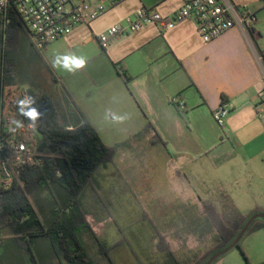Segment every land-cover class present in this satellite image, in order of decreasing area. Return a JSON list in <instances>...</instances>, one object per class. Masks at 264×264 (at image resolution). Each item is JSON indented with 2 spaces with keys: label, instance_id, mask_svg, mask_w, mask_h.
<instances>
[{
  "label": "crops",
  "instance_id": "1",
  "mask_svg": "<svg viewBox=\"0 0 264 264\" xmlns=\"http://www.w3.org/2000/svg\"><path fill=\"white\" fill-rule=\"evenodd\" d=\"M169 1L157 0L152 6ZM231 1L246 5L251 0ZM176 10L166 8L163 14L169 18ZM96 38L85 40L97 50L87 67L74 74L59 70L54 81L59 89L57 109L63 112L69 129L73 122L68 102L75 116L84 117L107 147L122 145L115 162L98 170L93 185L85 189L83 208L85 198L90 204L98 198L107 211L118 198L128 195L141 210L136 225L142 222L152 232L146 244L152 249L151 259L165 254L157 250L159 231L175 251L177 247L189 251L198 247L200 253L192 260L181 261L177 256L181 264H192L210 239L202 202L227 197L239 208L254 190L264 193V101L257 90L258 82L264 80V38L256 28L254 32L235 28L204 44L190 21L164 32L155 24L144 26L136 33L112 38L106 50ZM63 40L68 39L56 43ZM20 50V55L34 51L29 42ZM122 71L130 78L129 83L121 76ZM178 97L186 103L187 113L173 104ZM222 103L229 106L230 113L220 127L213 113ZM108 109L128 113L130 119L112 123L106 119ZM149 126L153 130H147ZM155 135L165 145L154 143ZM148 175L154 182L162 181L164 187L153 182L145 185L143 179ZM141 193L150 211L139 203ZM169 206H180L184 218L166 220ZM98 222L104 227L105 220ZM123 229L125 234L119 230L114 243L102 242L113 246L126 239L127 245L112 253L113 260L116 264H139L131 250L135 234L128 235L136 231L135 225ZM262 232L244 240L245 256L246 242ZM97 251L101 258L99 246ZM25 255L26 264H70L59 259L53 243L44 238L36 239L30 254ZM246 263L250 264L248 259Z\"/></svg>",
  "mask_w": 264,
  "mask_h": 264
},
{
  "label": "trees",
  "instance_id": "2",
  "mask_svg": "<svg viewBox=\"0 0 264 264\" xmlns=\"http://www.w3.org/2000/svg\"><path fill=\"white\" fill-rule=\"evenodd\" d=\"M25 42L28 40L20 19L10 15L9 23L5 24L0 13V98L12 111L17 109L18 103L9 106L10 101L22 88L16 81V59ZM120 74L129 83L130 78L126 72ZM29 93L36 98L35 106L43 113L35 139L31 141L42 163L21 170L11 189L0 188V258L5 257L4 253L11 241L22 256V253L30 254L36 239L44 238L53 243L59 259L68 260L70 264H97L87 253L80 238V232L87 230L97 242L100 255L105 257L108 264H115L112 253L127 245L126 239L113 246L102 242L90 226L81 197L85 189L93 185L97 171L115 162L122 145L107 147L83 116L82 119L75 116L76 112L68 102L73 122V128L69 129L63 123L51 96L37 94L32 90ZM147 130H153V127L149 126ZM154 143L165 145L158 135H155ZM44 187L51 191L55 201L49 221L42 218L31 199L32 195ZM56 192L60 196L58 199ZM202 212L208 221V244L215 243L192 264H218L235 250H240L247 261L242 244L249 236L264 231V208H256L245 216L229 198L223 197L217 202H202ZM157 233V250L165 253L173 264H181L167 238L159 231ZM134 255L137 256L135 252ZM5 259L10 260V257ZM137 261L144 264L139 259ZM21 264H26V258H23Z\"/></svg>",
  "mask_w": 264,
  "mask_h": 264
},
{
  "label": "built area",
  "instance_id": "3",
  "mask_svg": "<svg viewBox=\"0 0 264 264\" xmlns=\"http://www.w3.org/2000/svg\"><path fill=\"white\" fill-rule=\"evenodd\" d=\"M124 0H0V13L5 24L10 15L20 19L24 33L32 49L42 53L50 45L69 36L79 27H90L93 22L113 10ZM182 8L169 18L158 13L141 11L134 18L128 19L124 25L114 27L107 34L97 37L101 47L106 50L112 38L140 31L147 24H155L161 32L173 29L177 24L190 21L196 26L204 44H210L235 28L254 32L257 25L256 14L247 5H237L231 0H182ZM261 101H264V80L257 84ZM12 98L9 106L30 96L29 90L20 88ZM173 104L181 113H187L186 103L175 98ZM230 113L227 104L213 113V119L220 127ZM14 119L23 122V127L10 131L15 127ZM37 127L33 129L29 122L19 114L18 107L9 110L0 98V188L9 190L24 168L39 166L38 158L31 143L35 139Z\"/></svg>",
  "mask_w": 264,
  "mask_h": 264
},
{
  "label": "rangeland",
  "instance_id": "4",
  "mask_svg": "<svg viewBox=\"0 0 264 264\" xmlns=\"http://www.w3.org/2000/svg\"><path fill=\"white\" fill-rule=\"evenodd\" d=\"M154 2L157 3V0L123 1V3L118 5L116 8L93 22L90 26L91 30L88 27L77 29L66 37L68 39L66 42L63 40L60 43L50 45L42 53L36 52V54L33 52H25L21 55L18 54L16 59L17 66L15 70L16 81L18 82V85L28 90H32L37 94L45 93L46 95L51 96L58 108L59 104L57 103L55 97L59 89L55 86L54 80H56L55 77L58 75L57 73L59 69H53L51 67L52 59L58 54L65 53H75L77 55H83L87 59L95 58L97 56V50H95V47L93 45H88L85 43V40L88 37L91 36L94 38L105 35L112 28L124 25L128 19L134 18L143 10H147L151 14L156 12L161 17L166 18V16L163 14V10H166L167 8L169 11L176 9V11H178L180 7L183 6L182 0H170L168 3H164L163 5L158 7L152 6V3ZM240 5H245V3H242ZM246 5H248L251 11L256 14V31H260L262 37L264 38V0H251ZM150 25L153 24H148L146 26ZM61 112L59 111V114L63 123L65 124L66 121L64 119L63 112ZM143 181L145 185H148L149 182H153L160 187H164L162 181L156 180V182H154L155 180H152L150 175L144 178ZM223 184L226 185V182H224ZM162 190L163 188L161 189V191ZM258 191L259 190H254L252 195H250L247 200H242L240 202L241 204L239 205V208L237 207V209L243 215H248L256 208H264V193H260ZM142 194L143 193H141L142 199L139 198V203L147 207V205L144 203L147 201V199L144 198ZM52 197L53 194L47 187H44L31 197L35 208L41 213L42 218L47 221L52 218L51 210L54 208ZM56 197L57 199L60 198L57 192ZM83 203L84 208L86 209L85 211L88 214L90 226L101 241L114 243L119 237V230L122 235H124L125 232L123 227H126L128 224H134L136 231L133 232V230H131V232H128L129 236H131V233H134L136 238L134 239V244H132L133 246L131 247L132 253L134 254L135 252V254L137 255H134V258H138L139 261L144 264H146V262L149 260H152L153 264H173L166 254H158L155 258L151 259L152 249L146 244L148 243V238L151 236L152 232L149 228L143 226L144 224L142 222L136 225L137 221L142 217V215H140L141 210L136 208L134 200H132L128 195H122L121 198H118L116 202H113V206L111 208L109 207L107 211H105V209L103 208V202L98 198L96 203L94 204H90L88 198H85L83 200ZM96 205L100 207H97ZM175 206H178V204H176ZM175 206H169L170 209H165L168 210V214L165 215V219L169 220L170 222H175L176 220H179L184 216L183 213L179 212L180 210H182L180 209L181 207ZM147 210L150 211L148 207ZM103 220H105L104 227L103 225L97 224L99 223L98 221ZM261 234L262 235H258V237H256L257 239H252L246 242L248 254H246V257L249 260L250 264H264V232H262ZM80 238L86 243L85 249L87 253L97 264H108L104 256L101 255V258L97 256L98 246L87 230H82L80 232ZM211 243L212 242H209L208 246H203L202 248H200V251L207 250L208 248L212 247L215 242L212 244ZM175 249L176 251L173 249L174 253L176 257L178 256L181 261L192 260L194 257H196V255L200 253L199 250L196 251L198 247L196 250L191 251H189L188 248L182 247H177ZM18 251L19 250L16 247L15 243L13 241L9 242L4 253L5 257L0 258V264H21L23 258H25V256L27 255H24L22 253L21 256ZM241 254L242 253L240 250H235L218 264H247L246 261L242 259L243 256ZM11 255L14 257H11ZM6 257H10V260L5 259ZM130 259L131 258L129 257V260ZM114 263L116 264L115 261Z\"/></svg>",
  "mask_w": 264,
  "mask_h": 264
},
{
  "label": "clouds",
  "instance_id": "5",
  "mask_svg": "<svg viewBox=\"0 0 264 264\" xmlns=\"http://www.w3.org/2000/svg\"><path fill=\"white\" fill-rule=\"evenodd\" d=\"M87 65L88 59L83 55H77L75 53L58 54L51 61V67L53 69L64 70L73 74L85 69ZM17 103L19 114L29 122L30 127L35 129L38 126L39 120L43 117V113L35 106L37 104L36 98L28 96L19 100ZM105 115L106 119H110L112 123H124L130 119V114H118L111 111V109L106 110ZM12 124L15 127L10 128V131H16L24 126L23 122L19 119H14Z\"/></svg>",
  "mask_w": 264,
  "mask_h": 264
},
{
  "label": "water",
  "instance_id": "6",
  "mask_svg": "<svg viewBox=\"0 0 264 264\" xmlns=\"http://www.w3.org/2000/svg\"><path fill=\"white\" fill-rule=\"evenodd\" d=\"M248 226H249V225H248ZM248 226L243 230V232H242L240 238L242 237V235L244 234V232L247 230ZM240 238H239V239H240ZM239 239L237 240V242L239 241Z\"/></svg>",
  "mask_w": 264,
  "mask_h": 264
}]
</instances>
